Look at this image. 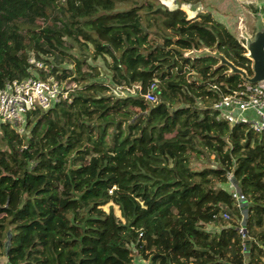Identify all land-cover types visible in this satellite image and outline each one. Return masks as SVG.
I'll return each instance as SVG.
<instances>
[{
  "label": "trees",
  "instance_id": "16d2710c",
  "mask_svg": "<svg viewBox=\"0 0 264 264\" xmlns=\"http://www.w3.org/2000/svg\"><path fill=\"white\" fill-rule=\"evenodd\" d=\"M126 1L0 0V88L32 77L31 57L77 85L71 102L29 113L24 133L0 122L7 264H135L136 255L149 264H264V132L217 120L212 108L246 81L213 55L186 56L217 52L253 76L247 50L211 13L188 19L181 7L203 0H175L174 10L132 0L121 10ZM74 44L112 60L107 82L87 56L59 73ZM153 84L157 103L145 98ZM212 155L214 164L194 166Z\"/></svg>",
  "mask_w": 264,
  "mask_h": 264
},
{
  "label": "built area",
  "instance_id": "2783aa9c",
  "mask_svg": "<svg viewBox=\"0 0 264 264\" xmlns=\"http://www.w3.org/2000/svg\"><path fill=\"white\" fill-rule=\"evenodd\" d=\"M29 64L31 72L34 73L32 77L9 81L3 88H0V122L11 123L20 132L25 131L24 126L29 113L37 110L47 111L61 101L71 102L69 93L77 88V85L73 83L68 87L66 85L68 80L62 82L51 75L52 67L45 62L31 57ZM34 71L45 72L47 78L38 77ZM155 87L153 84L145 95L146 100L152 103L158 101V96L154 91ZM137 88L139 92L141 88ZM123 90L125 89L117 88L114 93L117 96H125ZM212 108L218 115L217 120L228 122L232 126L244 124L254 132L262 133L264 132V82L251 84L246 81L232 93L222 96ZM228 178L230 194L241 207L245 196L237 189L233 176L229 174ZM222 216L226 220L231 219L229 212H223ZM239 233L244 240V245H247L246 239H250V242L253 240L243 222ZM243 252L245 255L248 254L245 246Z\"/></svg>",
  "mask_w": 264,
  "mask_h": 264
},
{
  "label": "rangeland",
  "instance_id": "374dc122",
  "mask_svg": "<svg viewBox=\"0 0 264 264\" xmlns=\"http://www.w3.org/2000/svg\"><path fill=\"white\" fill-rule=\"evenodd\" d=\"M137 3L138 6L145 5L149 0H133ZM132 0H127L125 3L121 4V10H127L133 4ZM161 6L166 7L169 10H174L178 6L175 0H159L158 2ZM188 16V19H194L198 13H211L213 17L225 24L237 37L239 42L247 46L248 42L254 40L255 35L258 31V28L261 24H264V0H203L200 3L195 5H183L181 7ZM142 14H145L144 11H141ZM41 23V22H39ZM163 40H159L162 43ZM92 48L90 51L83 52L76 44H74V49L66 57V61L60 65L59 73L63 69H74V60L81 59L82 56L88 57V64L93 66H98L102 71V82H107L110 78V72L108 68V63L112 60L107 58L106 61L103 58H98L94 60L92 58ZM198 52V51H196ZM209 50L199 51L195 53L194 51L186 53L187 57H197L206 55ZM87 70V68H85ZM37 76L41 75L40 71H34ZM46 75V73L44 72ZM42 76H44L42 74ZM41 77V76H40ZM73 83L70 79L66 85L69 87ZM75 84V83H73ZM76 85V84H75ZM138 88L135 86L131 90H123L124 94H136L135 92ZM25 132V131H24ZM23 132V133H24ZM205 164H214V156L212 155L209 162L195 161L194 166L200 168ZM230 184V183H229ZM230 189V187H229ZM106 211H109V206L105 207ZM115 213L118 217L121 216V213L118 207H114ZM233 217H231L232 219ZM230 219V220H231ZM248 219L247 212H243V223ZM229 221V220H228ZM256 233L260 231L259 229L255 230ZM0 264H7V259L4 253V250L0 248ZM135 264H149V261L143 260L139 256H135Z\"/></svg>",
  "mask_w": 264,
  "mask_h": 264
},
{
  "label": "water",
  "instance_id": "95a60500",
  "mask_svg": "<svg viewBox=\"0 0 264 264\" xmlns=\"http://www.w3.org/2000/svg\"><path fill=\"white\" fill-rule=\"evenodd\" d=\"M244 46V45H243ZM244 48L247 50V57L252 61L253 76H249L248 73L237 67L234 63L228 60L224 55L220 53L207 52L206 55H213L220 60V66H226L230 69L231 74L240 75L245 81L251 84H257L264 82V24H261L255 35L254 40L248 42ZM205 51V50H204ZM195 53H199L194 51ZM205 56V55H203ZM201 57V56H197ZM245 243H250V239H246Z\"/></svg>",
  "mask_w": 264,
  "mask_h": 264
},
{
  "label": "crops",
  "instance_id": "0c3cea01",
  "mask_svg": "<svg viewBox=\"0 0 264 264\" xmlns=\"http://www.w3.org/2000/svg\"><path fill=\"white\" fill-rule=\"evenodd\" d=\"M238 189V188H237Z\"/></svg>",
  "mask_w": 264,
  "mask_h": 264
}]
</instances>
